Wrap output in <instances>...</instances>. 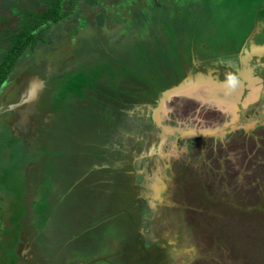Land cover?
Segmentation results:
<instances>
[{
	"label": "rangeland",
	"instance_id": "1",
	"mask_svg": "<svg viewBox=\"0 0 264 264\" xmlns=\"http://www.w3.org/2000/svg\"><path fill=\"white\" fill-rule=\"evenodd\" d=\"M127 1L105 0V3L108 10L113 11L114 9H109L112 5L127 6L129 3ZM131 1V4L138 3L135 0ZM180 6L175 14L172 10L169 15L164 13L165 17L168 16V20L162 18L163 16L158 17L162 28H166L167 33H163L165 35L160 32L154 22H151L147 29H138V23L141 20L134 18L137 28L132 33L133 40L144 43L147 38L162 34V40L168 41H166L167 48L169 47L177 55L174 57L170 54V50L169 55H166L165 47L161 45L162 53L169 62L171 60L173 67L166 62L165 56H160V52L158 54L151 52L150 63L141 61L139 64L141 68L136 70L139 83L134 90L136 91L134 95L139 96H136L138 99L136 102L141 106L140 116L142 117L138 139L140 142L145 141L143 143L145 149L135 153L137 149L134 148V154L131 157L137 161L136 164L141 171L135 172L132 169L129 171V167L126 169L123 166L122 171H127V176L130 177L129 182L125 185L119 175L115 185L113 182L107 184L105 188L112 190L113 185L114 190L130 188L135 194L131 192L132 202L142 205L141 211L145 210L149 213H141V216L136 218V222L134 221L136 231L131 229L128 219L124 216L111 219L113 236L121 239L122 245L117 244L118 247L120 246L118 250L134 248L139 256L137 260L143 256L151 258V252L158 248L163 247L165 250L171 249L169 246L174 247L163 256L156 258L157 260L152 259L151 264H264V45L252 42L250 50H245L244 55L239 54V63L241 60L242 66L235 63L227 64L229 68L217 69L212 65H206L204 69L197 66L196 72L195 70L187 71L192 77L197 75L195 81L198 83V88L188 90L189 92L177 97H168L163 110L156 112L161 92L185 80L187 76V73L182 74L184 77L178 78L169 87L166 83V89H163L162 76H166L167 66L170 69L173 68L172 72H176L180 68L179 62L185 61V66L190 69L188 64L193 58L189 51L190 40L186 39L185 32L193 33L192 47L194 48L200 43L214 48H217L219 44L230 46V33L239 36L247 29L248 22L251 25L250 20L254 25V18L264 23V0H253L249 3L251 11L257 8L256 17L247 13L242 14L244 10L246 11L247 5L240 0H180ZM138 8L141 9V6ZM88 10L94 13V17H91V25L94 24V19L98 21L99 27L105 23L113 24L112 21H105V16H96V10L86 5L83 12ZM238 19L239 23H237ZM63 26V31L66 32L68 26L73 27L74 23L72 19H68ZM186 26L190 30H187ZM84 32V28L81 27L79 34ZM141 38L146 40L142 41ZM182 39H184L183 46L180 44ZM68 40L69 37L66 41L65 39L58 41L60 47H63ZM62 41L65 43L63 44ZM104 42L106 43V40ZM170 43H172V49ZM173 43L176 44V49L173 48ZM127 44L124 47H127ZM73 48L75 47L67 42L62 52H65L68 58H73ZM90 64L95 66V63ZM51 65L55 68L59 66ZM93 69L96 71V73L91 72L93 76L102 78L107 76L106 72L99 73L98 68ZM59 73L60 71L56 70V78H47V86L41 81L35 84L34 89V94L38 98L37 102L41 101L43 114L50 110L56 114L54 120L48 124L49 133H52L51 138L54 142L53 145L49 143L47 149L39 147L32 149L27 144H21L18 136L13 134V129L11 130L8 126L7 116L10 114L2 108V105L5 104L6 94L11 96H9L10 100L16 98L17 93L14 94V90L18 83L21 91L20 81L16 82L10 90L5 85L0 94V210L11 220L14 217L9 213L12 212L11 209L18 210L20 228L31 229V231L38 229L41 233L47 229L49 221L53 218V208L59 200V196L53 190L56 185H59L54 173L56 163L53 162L60 159V162L64 164L72 163L67 159L68 155H74L70 148L62 144H67L66 141H62L66 137L62 138V134L70 133L72 130L73 133L78 134L83 128L66 121L64 126L63 117L58 116L60 112L57 110L63 111L65 106L70 104L65 97V82L67 80L72 82V88L75 84L74 75L67 74L64 77L62 73ZM60 84L65 85L60 87ZM77 87L81 90L82 96L73 99V107L70 105L69 112L73 113L75 118L81 117L86 122L90 117L92 121L98 122L99 113L96 114V112L102 104L104 105L101 111L105 121V116L108 115L105 114V109L118 110L116 103L122 104L123 97L133 92L128 91L131 87L124 86L118 87L117 90H109L105 85L103 87L93 85L89 90L76 84L75 88ZM156 90L158 95L154 93ZM67 91L70 92V90ZM87 94L93 96L92 102L86 97ZM95 100L100 105L94 103ZM87 110L88 115L84 116ZM128 114L131 115V112L128 111ZM58 118L63 123L60 124L61 127L57 124ZM6 126L9 133L4 132ZM118 128L128 129L115 126V123L111 129L104 128L115 141L110 142L111 147L107 143L106 149L108 147L112 149L113 144L116 145L119 139ZM90 135L89 131L88 138L91 137ZM119 143L123 144L122 141ZM126 148L125 145L124 151L127 150ZM79 151L87 152L81 148ZM57 154L60 156H55ZM106 155L108 158L111 157L109 151ZM88 160L90 164L96 163L94 156H89ZM76 162L79 164V160ZM83 164L86 165L85 162ZM106 168V164L98 165V170H102L103 174L107 173L110 177L111 172L108 170L106 172ZM78 175L79 172L73 171L69 174L67 181ZM62 179L66 181L64 176ZM90 182H93L92 179ZM90 182L86 180L83 185L86 186ZM169 184L173 189L172 194L167 190L166 185ZM98 185L90 184V188L104 190ZM114 190L109 193L104 191V195L111 196ZM87 192L90 197L87 200L96 196V192L92 193L89 190ZM100 193L103 195V191ZM18 195H22L20 200ZM141 200L143 202H140ZM128 201L127 193L121 194L119 204L126 205ZM67 204L65 212L61 207L62 212L58 213L71 214L70 219L74 222L83 221L82 218L89 219L97 209H99L97 213L100 212V207L104 209L96 205L80 212L78 209L80 205L75 206L70 202ZM109 214L104 213L106 217ZM94 218L98 222L101 214L95 215ZM131 218L135 219L133 214ZM12 221L7 233L14 228L12 226L15 225V221ZM3 224L6 226V220ZM76 229L78 227L70 228L71 231ZM165 242L168 244L164 245ZM7 260L13 262L10 257H7Z\"/></svg>",
	"mask_w": 264,
	"mask_h": 264
},
{
	"label": "flooded vegetation",
	"instance_id": "2",
	"mask_svg": "<svg viewBox=\"0 0 264 264\" xmlns=\"http://www.w3.org/2000/svg\"><path fill=\"white\" fill-rule=\"evenodd\" d=\"M149 1L151 2V4H153L151 8L152 11L162 9L160 13H162L163 18L165 19H167L168 16L165 17L164 13L166 15H169L172 10V13L175 14V11L178 12V6L181 7L180 0ZM128 2L131 4V0H128ZM124 12L129 14V9L126 5L124 6ZM255 15L253 17H256ZM254 21L255 23L254 25H252L251 31L243 39L241 44L238 45V47L236 45L234 46L235 43L231 41L230 46L219 44L217 48H214L211 45L210 47L203 43H200V45H196V47L194 48L192 47V44L194 42L193 33H187L188 31H186V39L190 40L189 51L191 52V56L193 58L188 64L190 69L185 66V61H183L182 63L181 61L179 62L178 65L180 66V68L176 72H172L173 68L170 69L167 66L168 72L166 73V71L163 70V72L166 73V76H162L163 89H166L165 85L168 84L167 86L169 87L178 78L181 79L182 77H184L182 76V74H186L187 71H194L197 66L201 69H204L206 65H212L217 69H222L223 67L229 68L228 66H226L227 64L233 65L235 63L237 65L239 64V66H242L241 60L239 63V54L244 55L245 50H250L252 42L261 43L264 45V23L260 19L257 20L254 18ZM159 23L160 24L156 23V25L159 27L160 32L163 34L165 29V33H167L166 28L163 29L161 22ZM123 28L124 27L117 21H114V23L111 25L105 23L101 27H99L98 21H96V19L93 25L90 24V20L88 19V23L84 28V34H79L78 37H76L79 38V40L83 36L94 37L99 35L101 31L105 30L104 33L110 35L111 38H122V40H124L123 42L125 43V46L129 41L127 40L128 37L126 33H124V35L120 33L121 29ZM186 29L190 30L188 26H186ZM128 33L129 36H132L133 31H128ZM162 34L155 37H149L147 38V40L146 38H141V40H146L145 43L149 45V47H151L150 44L152 43L163 45L165 47V54L169 55L170 49L169 47L167 48L168 41L166 40V42L162 40ZM155 38L159 39H157L159 41L158 43L156 42L157 40H155ZM183 41L184 39L180 40V44H182V46ZM134 43L136 45L138 44L137 41H134ZM173 44V48L176 49V44ZM171 45L172 43H170V46ZM150 51L152 52V49H150ZM165 54L162 53L160 56H165ZM170 54H172L174 57L175 55H177L176 52H172L171 50ZM166 62L170 67H173L170 63L171 60L169 62V59L167 58ZM16 81L11 84L8 83V90H10V88L15 85ZM18 87L19 86L16 84V90H14V94L15 92L17 93L16 98H12L10 100V95L6 94V100H4L5 104L2 105V108L6 109L8 111V114H10V116H7L8 126L9 128H11V130L13 129V134L18 136L21 144H27L32 149H37L38 147L47 149L49 148V143L53 145L54 142L53 138H51L52 133H49L48 124L56 114H54L51 110L43 114L41 101L39 100V102L35 103L34 106H32L28 102V95L22 90L20 91ZM128 97L129 98H124V103L122 104L114 102L118 104V110H111V108L105 109V114H108L105 116V121L104 117L101 116V114H103L101 110L104 104L100 105V103L96 102L95 100L94 103H98L100 105L97 109V113H99L97 116L98 122L88 123L86 124V126H81V128H83H80L81 130L79 129L80 131L78 134L73 133V130L70 131V133L62 134V138L66 136L64 137V139H62V141L67 142V144H62L70 148V150L74 152V155H68L69 157L67 161L70 160L72 163L64 164L62 163V161L60 162V159L56 160V162H53L56 163L54 173L57 177V181L59 182V185H56V188H54L53 190L59 196V200L53 208V218H51V220L49 221L46 230L41 233L38 229H33V231H31V229L26 230L20 228L18 221V210L11 209L12 212L9 213L14 215L12 220L15 221V225L12 226L14 227L13 230L9 231L10 233H7V229L13 221L11 220V218H7L5 216V213L0 210V264H151L150 262H152L154 259L158 258L159 256H163L166 252L174 249V247L169 246L171 247V249L163 250V247H161L156 251L151 252V258H146V256H143L139 260H137V257L139 256L138 253L134 251V248L121 250L122 252L119 251L118 248L120 246L118 247L117 244L122 245L120 241L121 239L119 237L113 236V231L110 226L111 219L113 220L118 216H124L128 219L131 229L133 231H136L137 227H134L136 218L140 217L141 213H149V211H141L142 205L139 206L138 204H136V202H132V191L130 188H116V190H114V185L118 182V177L121 176L120 178L123 179L122 182L125 183V185L129 182L130 177L127 176V171H122L124 170V168H122L123 166H125L126 169H128L129 167V171H131L130 169L135 172L141 171L140 167L136 164L137 161H135L131 156L132 154H134V152L136 153L140 150L142 151L143 149H145V146L143 147V143H145V141L141 140L140 142V140L138 139V134L140 132L139 129L141 126L140 122L142 118L140 116L141 106H139L138 103L135 102L136 100L134 98H132L131 96ZM50 101H52V99H50ZM137 105L139 106V108L137 107ZM91 106L93 107L94 105ZM128 111L131 112V115L128 114ZM137 117L140 121H138ZM100 120H102V122ZM114 123L115 126H122L128 129L122 130V128H118L117 135L119 139L116 145L113 144L111 149L110 142L114 143L115 141L110 137L109 132H105L104 128L111 129V126ZM7 128L8 127L6 126V129ZM89 131L91 132V137L88 138ZM126 132H131L132 134L129 135V133ZM125 135L128 137L127 139L125 138ZM58 138L61 139V136L58 135ZM120 141H122L123 144L119 143ZM107 143H109L110 146L108 147V149H106ZM125 145L127 146V150H125L127 155L124 151ZM80 148L85 149L87 152L81 153L79 151ZM134 148L137 150L133 152ZM107 151H109V155L111 156L109 158L106 155ZM47 156L48 155H46V157ZM55 156L59 157L60 155L57 154ZM89 156H94L96 163L90 164L88 160ZM77 160H79V164H77ZM83 162H85L86 165H84ZM76 164L79 165V167H76ZM99 164H106V172H111L110 177H108L107 173L106 175L103 174L102 170H98ZM138 167L139 169H137ZM73 171L79 172V175L72 178L70 177L71 180L67 181L69 179V174ZM63 176L66 177L65 182L62 179ZM91 179L93 181L92 183L90 182ZM86 180H88L90 183L84 186L83 183ZM53 181L50 182L53 183ZM113 182L114 185L112 187V190H110V188H105L107 184H111ZM51 183L49 184L51 185ZM90 184H92L93 186H97L99 184V187H103V195L100 193L102 191L96 189V187L90 188ZM128 185L130 186V184ZM166 186L167 190L172 194L173 189L171 185L169 184ZM87 190L92 191V193L96 192V196H93L91 199L87 200V198H90ZM113 190L114 193L111 196L104 195V191L109 193L113 192ZM124 192L127 193L129 201L126 203V205H120L119 199L121 197V194H123ZM84 200L86 201V204ZM69 202L74 203L75 206L80 205V208H78L80 209V212H83L87 207H95L96 205H100L104 207V209L100 207V212L97 213V211H99V209H97L93 213V216L89 217V219L82 218L83 221L74 222L70 219L71 214H69V216L68 213H65L64 215L58 213L59 211H61V207L65 212V206H67V203ZM140 202L143 201L141 200ZM104 213L110 214L108 217H106ZM98 214H101V219L97 222L94 216H97ZM132 214L134 215L135 219L131 218ZM84 215L85 213L82 215V217ZM4 220H6V226H4L3 224ZM72 226L78 227V229L71 231L70 228ZM166 244L168 243L165 242L164 245ZM118 251L121 253V257L123 259H121L120 253ZM7 257H10L13 262L8 261Z\"/></svg>",
	"mask_w": 264,
	"mask_h": 264
},
{
	"label": "trees",
	"instance_id": "3",
	"mask_svg": "<svg viewBox=\"0 0 264 264\" xmlns=\"http://www.w3.org/2000/svg\"><path fill=\"white\" fill-rule=\"evenodd\" d=\"M240 1L247 5L246 11L244 10L242 14L247 13L252 16L256 14V7L254 11L249 8V3L253 0ZM135 2L138 3L127 4L129 9V16H127L128 13L124 12L123 4L119 7L112 5L109 9L114 10L111 11L108 10L105 0H0V94L4 85L7 86L8 83L11 84L16 80H18L16 82H19L24 75H36L46 86L48 77L56 78V70L60 71L59 74L62 73L64 77L67 74L74 75V88H72L73 83L69 80L65 82L66 85L60 84V87L65 85L66 101L70 104H67L68 106H65L63 111L58 109L57 112H60L59 117H63L64 126L67 122L73 125L77 124L80 127L96 122L92 121V117H88L89 121L87 122L81 117L75 118L74 114L69 112L70 105L73 107V99L82 96L81 90L78 87L75 88L76 84L79 87L84 86L86 90L92 89L93 85L95 87L105 85L109 90H117L118 87L123 86L131 87L128 91L133 92H130L129 95L138 101L136 99V96L139 97L138 94L134 95V92H136L134 90H136L139 83L136 70L141 68L139 65L141 61H149L150 63L152 54L150 49L154 53L160 52L162 54V47L154 43L150 44L151 47H149L145 42L136 45L135 40L129 36L128 31L136 30L137 27L134 23L136 19L141 20L138 23V29L149 27L152 24L151 22L160 24L158 17L161 18L162 16V13H160L162 9H157L155 13H152L153 4L149 0H135ZM86 5L96 10V16H105V21H112L113 23L117 21L124 27L120 33L122 35L126 33L129 41L127 47H124L125 43L122 38H111L110 35L104 33L105 30L94 37L83 36L80 40L76 38L81 27L85 28L88 19L90 18L91 21V17H94V13L90 10L83 12ZM140 6L141 9L138 8ZM72 15L75 19L71 17ZM68 19H72L74 26H68L66 32H64L63 25ZM237 23H239V19ZM250 23L251 25L249 22L247 23V29L239 36L230 33V41L235 43L234 46L238 47L249 34L252 29L251 20ZM67 34L70 35L67 36ZM68 37L67 42L70 43V46L75 47L73 48V58H68L67 54L62 52V48L66 47L67 42L63 47H60L58 43L61 39L66 41ZM104 40H106V43ZM91 54L93 55L91 56ZM90 63H95V66ZM51 64L59 66L55 68ZM94 67L98 68L99 73L106 72L107 76L105 78L93 76L91 72L96 73ZM148 76H150L149 73ZM109 78L111 79L110 82ZM67 90H70V92ZM154 93L158 95L157 90ZM129 95L127 94L125 97L122 95L121 97L129 98ZM86 97L89 100L91 99V102L94 100L93 96L88 94ZM87 112L88 110L84 116L88 115ZM93 114L95 116V110ZM101 116L104 115L101 114ZM58 121L57 124L61 127L60 124L63 123L59 118ZM6 131L9 133L5 128L4 132ZM18 198L20 200L22 195Z\"/></svg>",
	"mask_w": 264,
	"mask_h": 264
},
{
	"label": "water",
	"instance_id": "4",
	"mask_svg": "<svg viewBox=\"0 0 264 264\" xmlns=\"http://www.w3.org/2000/svg\"><path fill=\"white\" fill-rule=\"evenodd\" d=\"M250 35H252V34H250ZM189 75H190V79L188 80ZM196 76L193 75V77H192V75L189 73L186 76L185 80H182L178 84L173 85L170 88L162 91L161 96L157 102V106H156L157 111L156 112L159 113L163 110L164 103L168 99V97H170V96H176L177 97L180 94H184L186 92H189V91H192V90L198 88V83H197V81H195L197 78ZM41 81L42 80L37 78L36 75H31V76L30 75H24L23 78L19 82V83H21V86H22L21 90H23L28 95V99H29L28 102L32 106H34V104L37 103V99H38L34 94L35 84L37 82H41ZM193 81H195V83ZM31 89L33 91H31ZM197 91H196V93H199Z\"/></svg>",
	"mask_w": 264,
	"mask_h": 264
}]
</instances>
